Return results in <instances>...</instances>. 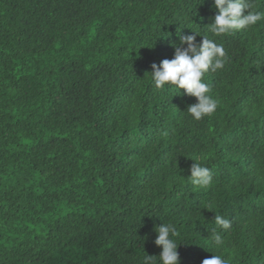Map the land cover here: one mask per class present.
<instances>
[{"label":"trees","instance_id":"1","mask_svg":"<svg viewBox=\"0 0 264 264\" xmlns=\"http://www.w3.org/2000/svg\"><path fill=\"white\" fill-rule=\"evenodd\" d=\"M217 14L214 0H0V264H143L163 222L179 264H264V20L214 36ZM193 31L227 53L199 121L195 97L150 74Z\"/></svg>","mask_w":264,"mask_h":264},{"label":"clouds","instance_id":"2","mask_svg":"<svg viewBox=\"0 0 264 264\" xmlns=\"http://www.w3.org/2000/svg\"><path fill=\"white\" fill-rule=\"evenodd\" d=\"M218 10L213 22L208 27L214 36L231 35L235 32L256 26L264 20V11H256L253 0H214ZM195 35H179V44H173L175 56L173 59H164L159 65L153 64L151 80L157 89L165 86H175L184 90L183 94L195 97L197 103L188 106L187 113L196 121L215 112L218 101L210 95V88L204 82L205 74L223 69L227 62V53L222 44L214 39L202 36L196 31ZM202 36V43L197 44L196 36ZM186 45V47H185ZM181 92V91H180ZM182 94V93H181ZM180 94V95H181ZM194 186L208 187L213 180V172L200 163H195L190 169L188 177ZM215 224L222 229L231 228V221L221 215L214 218ZM157 238L155 244L162 247L159 257L144 256L143 264H179V253L176 237L179 232L172 223H164L155 228ZM212 238L217 245L222 243V237L213 230ZM202 264H227L220 255H212L203 260Z\"/></svg>","mask_w":264,"mask_h":264}]
</instances>
